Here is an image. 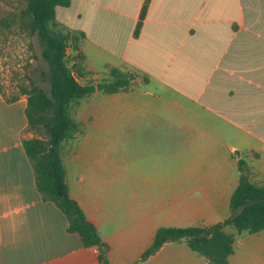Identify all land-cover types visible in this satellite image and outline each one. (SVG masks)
Returning a JSON list of instances; mask_svg holds the SVG:
<instances>
[{
	"label": "crops",
	"instance_id": "1",
	"mask_svg": "<svg viewBox=\"0 0 264 264\" xmlns=\"http://www.w3.org/2000/svg\"><path fill=\"white\" fill-rule=\"evenodd\" d=\"M143 1L54 11L55 28L73 37L65 63L92 87L69 108L80 133L60 142L63 181L109 264H206L184 241L140 255L158 227L225 219L238 159L264 185V0H147L134 35ZM111 68L133 77L104 93ZM25 106L24 93H0V264H98L35 188ZM226 264H264V228L234 234Z\"/></svg>",
	"mask_w": 264,
	"mask_h": 264
},
{
	"label": "trees",
	"instance_id": "2",
	"mask_svg": "<svg viewBox=\"0 0 264 264\" xmlns=\"http://www.w3.org/2000/svg\"><path fill=\"white\" fill-rule=\"evenodd\" d=\"M69 2L25 0L22 27L36 36L40 57L46 67V71L41 74L48 84V92L36 86H31L28 91L21 89L26 95V130L31 133L21 143L40 197L52 202L62 212L67 221L66 230L76 233L82 246L97 249L98 264H109L105 257L106 244L100 240L93 224L86 220L76 201L67 194L60 162V142L80 133L79 125L69 115L70 105L92 91L91 86L76 81L71 68L65 63V48L73 37L54 26L55 9L67 6ZM146 5L147 0H144L133 30L134 35L138 32ZM125 74L129 73L109 69L110 80L98 84V88L104 93L124 89L133 77L132 74ZM38 131H41V135L36 134ZM236 166L238 182L230 195L229 215L225 219L208 226L158 227L140 259L153 253L163 242L184 241L191 250L204 258L206 264H226V258L232 251L234 234L254 233L263 229L264 185L249 182L248 168L243 160L238 159ZM229 229L232 231L229 232Z\"/></svg>",
	"mask_w": 264,
	"mask_h": 264
},
{
	"label": "rangeland",
	"instance_id": "3",
	"mask_svg": "<svg viewBox=\"0 0 264 264\" xmlns=\"http://www.w3.org/2000/svg\"><path fill=\"white\" fill-rule=\"evenodd\" d=\"M24 7L25 0H0V93L7 99L31 86L48 92L36 36L22 27ZM36 134L41 135V131Z\"/></svg>",
	"mask_w": 264,
	"mask_h": 264
},
{
	"label": "water",
	"instance_id": "4",
	"mask_svg": "<svg viewBox=\"0 0 264 264\" xmlns=\"http://www.w3.org/2000/svg\"><path fill=\"white\" fill-rule=\"evenodd\" d=\"M240 208H241V206H240V207H238V208H237V210H239Z\"/></svg>",
	"mask_w": 264,
	"mask_h": 264
}]
</instances>
